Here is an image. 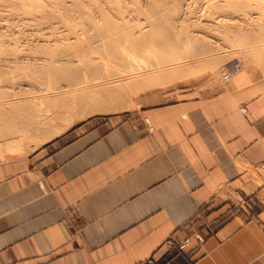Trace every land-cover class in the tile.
I'll return each instance as SVG.
<instances>
[{
    "label": "crops",
    "instance_id": "0c3cea01",
    "mask_svg": "<svg viewBox=\"0 0 264 264\" xmlns=\"http://www.w3.org/2000/svg\"><path fill=\"white\" fill-rule=\"evenodd\" d=\"M178 91L0 159V264L263 262L264 73Z\"/></svg>",
    "mask_w": 264,
    "mask_h": 264
},
{
    "label": "rangeland",
    "instance_id": "374dc122",
    "mask_svg": "<svg viewBox=\"0 0 264 264\" xmlns=\"http://www.w3.org/2000/svg\"><path fill=\"white\" fill-rule=\"evenodd\" d=\"M9 1L12 0L0 1V6H2L0 7V18L2 17L1 20L3 19L2 21L0 20V50H1L0 57L2 55L3 58L8 56L4 58V60L5 59L15 60L16 58H21V59H25L26 63L25 62H23V64L20 63L21 66L23 65L22 68H20L19 64H15V67H11V69H9L10 67L7 68V66H5L6 64L3 65L4 66L3 68L2 67L0 68L1 69L0 70V131H3V129L6 128V130H10L12 133H14L13 136L10 135L11 137L10 136L6 137V139L0 138V148L6 146L7 143L8 144L13 143L14 141H17L14 143L18 144L21 139H22V143L27 145L24 146L20 142V145L25 149V150L23 149L24 151L21 150V152H16L14 154H11L9 152L6 153L2 152L6 155L17 156V155H22L24 153L26 154L28 152L31 153L34 150L43 146L44 144L48 143L49 141L54 140L58 136H62L70 133H77L79 131H85V130L90 131V130L100 129L104 127L110 120H112L116 116L129 118L134 113L140 112V110L144 105L162 101L163 97H170L171 96L169 95L170 91H174L175 93L173 94V96L176 97V94L179 92L178 91L179 89H182L185 86H194L195 83L197 82L200 83L202 80H204L211 74L217 73L222 78V74L224 71V64L228 60L233 58L239 60L242 69H249L253 72L254 71L259 72L261 74L264 73V0H98V1L97 0H80V1L53 0L52 4H51V0H28L29 2L27 0H20V1L15 0L17 1L16 4L15 2L12 1L10 3L11 5L8 4ZM39 1L41 2L39 3ZM43 1H45L46 3ZM109 1L112 3V6H114L115 4L117 6L119 5L118 7H120L121 10L123 9L126 10V8H128L127 10L129 11L134 10V12L130 11L131 13L127 14V17L129 16L134 18L135 15L136 16L138 15L137 16L138 18L137 17L134 18L135 20L133 18L132 19L130 18L133 21L128 20L127 22L129 24L126 21L124 22L125 24L123 22L115 21L112 22L113 25L112 24L109 25L114 27V29L120 27L119 30L121 32L118 31L119 33L127 32L128 30H130L129 28L134 29L135 27L136 29L134 31L142 30L147 35L143 37L144 39L142 38L141 40L136 41V43L132 41H126V43L129 46L126 43H123V41L117 42L118 45L117 44L116 45L120 48H129L130 51H133L131 49L134 47L138 49L139 52L138 51L130 52L133 53L131 54L132 56H129L130 53H128L129 55H126L128 56V58L126 57V60L122 58L123 60L120 61V57L119 58L114 57V59H112L113 57L108 58L107 55L102 54L103 52L99 50L92 51L93 54L91 56L93 57L94 55V57L100 59L102 67L103 65H105L103 69H101L102 71H100L97 74L99 77L102 78V81L93 84L92 82H90V79L94 75L90 74V76L87 75L86 78L87 81H84V83L86 82L84 84L83 76L81 75L82 73H78L79 71L74 74L73 71L65 69L64 71H62L63 74L61 75L46 74V73H41L40 69L37 68L32 69L33 67L31 66V63H27V60H29L31 57H32L31 59H33V57L35 58L48 57L46 56V54L48 53V51L53 50L51 49L53 47H48V45H45L49 43L47 40H49V38L50 40H53L52 37H57V38L60 37V39L63 38L62 36L66 34L63 30L67 29L68 24L69 26L75 24L76 26L73 25L75 26V28L80 27V32H81L79 36H73V35L70 36L68 43L69 42H71L72 44L74 43L73 44L74 46L80 44L88 49H92L90 47L95 46L96 42L100 43L105 38V36L107 35L109 36L107 31L103 30L105 29V27H108L109 25L105 24L102 19L103 17L100 18V16L99 18L97 17L93 18V20L91 21L92 24L89 23L90 21L89 22L88 21L86 22V20L81 21L82 19H84L82 13L87 12L89 10L98 11L101 8L113 9ZM21 2L23 5L21 4ZM19 3L21 4L20 6L22 7H19L18 5ZM12 4L14 5V7H16V9L12 7L13 6ZM47 4L50 5L46 7ZM73 4L74 7H72ZM6 5L7 6L9 5L10 8L7 7ZM30 5L33 6L31 7ZM42 6L44 7V10L43 9L41 10V8H43ZM156 7H158L159 10ZM6 8H8L9 10L8 9L6 10ZM62 8L65 9L64 10L65 12L63 11ZM66 8L68 9L71 8V9L68 10ZM74 8L78 10L77 14H75L76 10ZM84 9L85 11L83 12ZM5 10L8 13H6ZM54 10L56 11V13H58V16H55ZM72 10L74 12V15L72 12L69 13V11ZM10 11L12 13L13 11H15L14 12L15 15H17L16 12L18 13L20 12L19 14H21L22 17L19 14L16 17L14 13H13L14 16L13 15L11 16L12 13ZM41 11L44 15L41 13ZM129 11L127 12L129 13ZM33 12H35L34 13L35 15L38 13L39 15H36V17L38 16V18H40L39 16H41L42 17L41 20L40 19L38 20L34 16ZM158 12L161 15V18L159 17L160 16L159 14H156ZM67 14H70L71 17ZM26 15L29 18H26ZM156 15L163 20H160ZM224 17L226 20L223 19ZM30 18L31 19L33 18L32 20L35 21L36 23L35 22L32 23L33 21H29L31 20ZM154 18H156V20ZM227 18L228 20L229 19L231 20L228 21ZM74 19L75 20L77 19L78 22L75 21ZM19 20L21 23L17 22ZM26 20L32 23L31 26L29 25L30 24L29 22H26ZM66 21L70 23L67 24L64 23ZM129 21H131L132 23ZM24 22L26 25H24ZM48 22H51L52 24H56V25H51ZM79 22L82 24H80ZM93 23L96 26H92ZM127 24L129 25V27L127 26ZM32 25L36 29L32 27ZM50 25L52 27L50 28L47 27ZM81 25L84 27H82ZM60 27L64 29H61ZM92 27H95L96 30L101 29L102 32L95 33ZM85 28H87L86 29L87 31L85 30ZM89 28L91 29L89 30ZM34 29L36 31L37 29H40L38 30L37 35L39 34V37L40 36L41 37L35 38L33 42L31 39H34L33 37H37L36 31L34 32ZM60 29L61 32L63 31V33L60 32ZM56 30H57V34L55 32ZM179 30H181L182 32L181 31L179 32ZM41 31L43 34L41 33ZM49 31L51 33V36L49 35L50 34ZM52 32L55 33L52 34ZM32 33L35 34L36 36L33 35ZM45 33L48 38H45ZM11 38L14 39L15 41L14 43ZM17 40H19L18 44H16ZM23 40L24 41L28 40V41L24 42ZM36 40L39 43L36 42ZM44 41L46 43H43ZM28 42L29 45L27 46ZM23 43L24 44L27 43V44L24 45ZM63 43H67V41H64ZM131 43L134 45L131 46L132 45ZM18 46L20 48L24 46L22 47L23 49H21L22 51ZM44 46L46 47V49L43 51L42 49H44ZM27 47L30 48L29 49L30 51L28 49H27L28 51L24 49ZM23 50L26 51V52L24 51L25 54L27 55L29 53L31 54H29L28 57L25 54H24L25 56L23 55L24 57H21L22 55L17 56L18 52H21L23 54ZM14 52L17 55L14 54ZM70 52L75 53L73 49H71ZM40 54H44V55H41L40 57ZM168 55H171V57L172 56L173 57L171 58ZM10 56L13 57L11 58ZM138 57L140 60L142 59L143 61H139ZM130 58L132 60L136 59L134 61L137 62L136 65H133L135 67H131V69H129L128 66L126 65L127 64L126 62L130 61L128 60ZM113 60L115 61V64H113L114 63ZM138 62L140 63L143 62V64L146 63L147 65L149 64L148 68L142 69L144 65L142 64L140 65ZM74 63H73L74 65H72L71 67H75V65H77L76 62ZM110 63H112V66L114 67L109 66ZM2 64L4 63H1V65ZM28 65H30L31 68ZM115 65H118V67ZM24 66H26L28 70ZM151 66L152 67L154 66V68H150ZM5 67L7 68V70ZM24 68L26 69V71L29 72H31L32 70V73H30L32 76L29 75L28 72H24L25 70ZM80 68H82V66ZM131 70L133 72L132 76L129 75L131 74ZM133 70L134 71L137 70V71L134 72ZM15 72L18 73L15 74ZM121 72L123 73L122 76H121L122 74ZM33 74H36L37 76ZM72 74L73 75L79 74L77 81H71L72 83L75 84L74 87L76 88L75 91L77 92H79V90L82 89L89 90L90 88L98 84L101 85V87H106L107 89L116 92L117 96L107 98V100L105 99L103 101L104 108H100V109L87 106V104L89 103L88 101H84V103L86 102L85 104L82 103L78 104L79 101H76V108L74 111L72 112L64 111L63 113L58 112L57 114L59 115L61 113V115L59 116L56 115L57 117H54L53 114H51L53 113L52 111L47 112L44 109L46 108L50 100L47 99L48 100L47 101L46 100L47 96L45 98L44 94L46 95L48 94L50 95L51 93L58 94L56 92L57 91L60 92L61 90L59 89L55 90L53 87H48L47 85L49 84H46L47 80L49 79L51 83L52 82H54L55 84L57 83L58 85H56V87H58L59 84L61 85L63 83L61 77L65 75L69 76ZM107 76L109 77V79L108 78L106 79ZM79 77L82 78L79 79ZM189 78L191 80H188ZM31 79L33 82L31 81ZM36 79H38L41 83L44 82V84L46 85H42L44 87L37 86L36 84H38L37 82L38 80ZM57 79L59 80V82ZM22 80H24L23 85L19 84L22 83ZM28 81L30 82L29 84ZM127 81H130L131 83L130 82L127 83ZM110 83L111 84L115 83V84L111 85ZM111 86L113 88H110ZM41 88H44V90H42ZM50 88L52 89V92H50L51 91ZM38 89L39 91H37ZM40 90L42 91V93ZM98 95L102 96L103 92L101 91L98 92ZM58 97L60 98L61 95H59ZM41 98L42 99L45 98L42 101L43 105L41 104V102L39 103V101L42 100ZM52 101L55 102V99L54 100L52 99ZM44 102L47 103L45 104ZM58 109L56 111H58ZM76 109L78 111H76ZM82 110H83V114H82ZM42 111L44 115L45 114L47 115V118L39 117L37 118V120L40 122L42 119L44 120L48 119L49 121L47 120L46 123L39 125V128L34 131L32 137H29L32 134V131L35 127L34 121L36 120V117H33V115L38 114L39 116H41ZM7 115L10 116V118L7 119L6 118ZM77 115H81L82 117L80 118ZM59 126H61L62 129L64 130L60 129L59 132L58 129ZM57 130H58V134L57 132H54L56 134L54 135L52 131H57ZM52 134L53 137H51L47 142L43 144L39 142L44 135L50 136ZM38 143L40 144L37 145ZM26 148H31L32 150L31 149L27 150ZM4 156L2 157L0 156V159H2ZM172 245L173 247L177 245L178 250L181 251L182 244L180 241L172 240Z\"/></svg>",
    "mask_w": 264,
    "mask_h": 264
},
{
    "label": "bare ground",
    "instance_id": "6f19581e",
    "mask_svg": "<svg viewBox=\"0 0 264 264\" xmlns=\"http://www.w3.org/2000/svg\"><path fill=\"white\" fill-rule=\"evenodd\" d=\"M0 1H2V0H0ZM6 1H8V0H6ZM13 2H15V4H16V2L17 1H15V0H12ZM12 1H9V3L8 4H10ZM18 1H20V0H18ZM28 1V0H27ZM80 1V0H79ZM98 1V0H97ZM24 2V1H23ZM29 2V1H28ZM41 1H39V3H40ZM43 2H45V1H43ZM52 2H53V0H51V4H52ZM78 2V1H77ZM82 2V1H81ZM110 2V1H109ZM6 3V2H5ZM4 3V4H5ZM46 3V2H45ZM49 3V2H48ZM79 3V2H78ZM14 4V3H13ZM12 4V5H13ZM14 4V5H15ZM21 4H22V2H21ZM20 3L18 4L19 5V7H22V6H20L21 5ZM25 4V3H24ZM38 4V3H37ZM43 4V3H42ZM41 4V5H42ZM59 4V3H58ZM110 4H111V6H112V3L110 2ZM2 5V4H1ZM11 5V4H10ZM14 5L12 6V7H14ZM23 5V4H22ZM44 5V4H43ZM50 5V4H49ZM48 4L46 5V7H48L49 6ZM53 5H54V3H53ZM7 6V5H6ZM31 7L33 6V5H30ZM45 6V5H44ZM64 6V5H63ZM119 6V5H118ZM116 4L114 5V6H112V8L113 9H111V8H101V9H99L98 11L96 10V11H94V10H89V11H87V12H84L85 11V9L83 10V12L84 13H82L83 14V16H84V19H82L81 21H83V20H86V22L88 21H90L89 23L90 24H92L91 23V21L93 20V18H95V17H97V18H99V16H100V18H102L103 19V22L105 23V24H112V22H115V21H119V22H127L128 20H131L133 17H127V14H130L131 12H134V10H127L128 8H126V10L125 9H123V10H121L120 9V7H118ZM153 6V5H152ZM0 7H2V6H0ZM7 7H9L10 8V6L8 5ZM12 7H11V9H12ZM43 7V6H42ZM58 7V6H57ZM72 7H74V4H73V6ZM79 7V6H78ZM83 7V6H82ZM82 7H80V8H82ZM85 7V6H84ZM146 7H147V4H146ZM3 8H5V7H3ZM98 8V7H97ZM157 9H158V7H156ZM8 8H6V10H7ZM14 9H16V7H14ZM34 9V8H33ZM44 10V7L43 8H41V10ZM47 9V8H46ZM63 9V8H62ZM62 9H61V11H62ZM66 9H68V8H66ZM69 9H71V8H69ZM68 9V10H69ZM75 9V8H74ZM88 9V8H87ZM137 9V8H136ZM4 10V9H3ZM5 10V11H6ZM9 10V9H8ZM65 9H63V11H64ZM76 11H75V14H77L78 12V10L77 9H75ZM139 10V9H138ZM159 10V9H158ZM4 11V12H5ZM36 11V10H35ZM55 11V10H54ZM58 11V10H57ZM59 11H60V9H59ZM82 11V10H81ZM93 11V12H92ZM127 11H129V13L127 12ZM156 11V10H155ZM11 12V11H10ZM15 11H13V13H14ZM38 12V11H37ZM65 12V11H64ZM70 12H72L73 13V15H74V12H73V10L72 11H69V13ZM137 12V11H136ZM153 12V11H152ZM6 13H8L7 11H6ZM12 13V12H11ZM13 13L11 14V16L13 15ZM17 13V15L20 13H18V12H16ZM31 13H32V11H31ZM35 12H33V14H34ZM40 13V12H39ZM41 13H42V11H41ZM44 13H47V12H44ZM62 13V12H61ZM68 13V12H67ZM154 13V12H153ZM162 13V12H161ZM43 14V13H42ZM42 14H40V15H42ZM49 14V13H48ZM47 14V15H48ZM57 14V15H56ZM126 14V15H125ZM156 14H159V12L158 13H156ZM163 14V13H162ZM166 14V13H165ZM168 14V13H167ZM177 14H178V12H177ZM10 15V14H9ZM14 15H15V13H14ZM13 15V16H14ZM17 15H15L16 17H17ZM20 16H21V14H19ZM28 15V14H27ZM27 15H26V18H29V17H27ZM36 15H39L38 13L36 14ZM36 15L34 14V16L36 17ZM44 15V14H43ZM61 15V14H60ZM67 15H69L70 16V14H67ZM97 15V16H96ZM160 15V14H159ZM2 16V15H1ZM4 16V15H3ZM7 16V15H6ZM25 16V15H24ZM55 16H58V13H56V11H55ZM77 16V15H76ZM79 16H81V15H79ZM131 16V15H130ZM132 16H133V14H132ZM138 16V15H137ZM136 15H135V17H137ZM157 16V15H156ZM155 16V17H156ZM164 16V15H163ZM178 16V15H177ZM5 17V16H4ZM3 17V18H4ZM10 17V16H9ZM19 17V16H18ZM22 17V16H21ZM32 17V16H31ZM40 18H38V16L36 17L38 20L40 19L41 20V16H39ZM60 17V16H59ZM63 17V16H62ZM65 17H66V15H65ZM64 17V18H65ZM71 17V16H70ZM72 17H75V16H72ZM127 17V18H126ZM134 17V18H135ZM158 17V16H157ZM160 18H161V15L159 16ZM158 17V18H159ZM2 18V17H1ZM1 18H0V20H1ZM20 18V17H19ZM77 18H79V17H77ZM131 18V19H130ZM133 18V19H134ZM138 18V17H137ZM159 18V19H160ZM168 18V17H167ZM31 19V18H30ZM33 19V18H32ZM29 20V21H33V20ZM61 19V18H60ZM73 19V18H72ZM155 20H156V18H154ZM223 19H225V17L223 18ZM3 20V19H2ZM1 20V21H2ZM17 20V19H16ZM22 20V19H21ZM56 20V19H55ZM66 20V19H65ZM75 20V19H74ZM101 20V19H100ZM135 20V19H134ZM138 20V19H137ZM160 20H163V19H160ZM226 20V19H225ZM227 20H228V18H227ZM229 20H231V19H229ZM228 20V21H229ZM24 21V20H23ZM22 21V22H23ZM28 20H26V22H29ZM37 21V20H36ZM63 21V20H62ZM75 21H77V19L75 20ZM79 21H80V19H79ZM131 21H133V20H131ZM131 21H129V22H131ZM17 22H20V20L19 21H17ZM35 21H33L32 23H34ZM55 22V21H54ZM58 22V21H57ZM74 22V21H73ZM78 22V21H77ZM95 22V21H94ZM118 22V23H119ZM21 23V22H20ZM30 23V22H29ZM32 23H30L29 25L31 26V24ZM36 23V22H35ZM48 23H50L51 25H56V24H52L51 22H48ZM64 23H70V22H64ZM80 23V22H79ZM128 23V22H127ZM132 23V22H131ZM130 23V24H131ZM65 24V25H66ZM72 24V23H71ZM80 24H82V23H80ZM125 24V23H124ZM129 24V23H128ZM127 24V26L129 27V25ZM24 25H26L25 24V22H24ZM29 25H28V27H29ZM33 25H35V24H33ZM32 25V27H34ZM38 25V24H37ZM47 26V27H52V26ZM58 25H59V23H58ZM73 25H75V24H73ZM69 26V24H68V27H67V29H65V30H63L65 33V35L64 36H62L60 33V35L63 37V38H61L60 39V37L59 38H57V37H52L53 38V40H50V38H49V40H47L49 43H47V44H45V45H48V47H53V48H51V49H53V50H51V51H48V53L46 54V56H48V57H45V56H43V57H45V58H35V57H33V59H31L30 58V56H33V55H30L29 56V60H27V63H31V66L33 67L32 69H34V68H37V69H40L41 70V73H46V74H56V75H58V74H63L62 73V71H64L65 69H68V70H71V71H73L74 72V74L76 73V72H78V73H82L81 75L83 76V83H84V81H87L86 80V78H87V75H89L90 76V74H93L94 76L90 79V82H92L93 84H95V83H99L100 81H102V78L101 77H99L97 74L100 72V71H102L101 69H103V67L105 66V65H103V67H102V65H101V60L100 59H98V58H96V57H94V55H93V57L91 56L93 53H92V51L93 50H95V51H102L103 53L102 54H104V55H107L108 56V58H111V57H113L112 59H114V57H116V58H119L120 57V61L121 60H126V57L128 58V56H126V55H129L128 53H130V52H133V51H138V49H136V47H134V48H132L131 50H133V51H130V49L129 48H120V47H118L117 45V42H120V41H123V43H126V41H132V42H135L136 43V41H138V40H141L143 37H145L147 34L144 32V31H142V30H136V31H134L136 28L134 27V29L133 28H129L130 30H128L127 32H122V33H119L118 31H120L119 30V28H117V29H114V27H112L111 25H109L108 27H105V29H103L104 31H107V33L109 34V36L107 35V36H105V38L100 42V43H95V46H89L90 48H92V49H88V48H85L83 45H80V44H78V45H76V46H74L71 42H69L68 43V40H69V37L70 36H79L80 34H81V32H80V27H76V28H79V29H76L75 28V26ZM113 25V24H112ZM120 25V24H119ZM134 25V24H133ZM136 25V24H135ZM78 26V25H77ZM82 26V25H81ZM92 26H96V25H94V23H93V25ZM106 26V25H105ZM27 27V26H26ZM59 27V26H58ZM62 27V26H61ZM60 27V28H61ZM82 27H84V26H82ZM90 27V26H89ZM124 27V26H123ZM132 27V26H131ZM35 28V27H34ZM43 28H44V25H43ZM48 28V29H49ZM93 28V31H95V33H101L102 31H101V29H95V27H92ZM138 28H141V27H138ZM29 29H31V28H29ZM36 29V28H35ZM34 29V32L36 31ZM52 29V28H51ZM50 29V30H51ZM59 29V28H58ZM61 29H64V28H61ZM61 29H60V32H61ZM87 28H85V30H86ZM91 28H89V30H90ZM122 29V28H121ZM128 29V28H127ZM38 30H40V29H37V31H36V35H37V32H38ZM43 30H46V29H43ZM42 30V31H43ZM77 30V31H76ZM78 30H79V32H78ZM124 30V29H123ZM122 30V31H123ZM42 31H41V33H42ZM54 31V30H53ZM63 31L61 32V33H63ZM87 31V30H86ZM85 31V32H86ZM181 30H179V32H180ZM33 32V31H32ZM56 32V34H57V30L55 31ZM54 32V33H55ZM59 32V31H58ZM78 32V33H77ZM121 32V31H120ZM182 32V31H181ZM5 33V32H4ZM40 33V34H41ZM49 33H50V31H49ZM53 32H52V34H54ZM33 34V33H32ZM43 34V33H42ZM58 34V35H59ZM84 34V33H83ZM19 35V34H18ZM17 35V36H18ZM33 35H35V34H33ZM35 35V36H36ZM50 36H51V33L49 34ZM11 36V35H10ZM25 36V35H24ZM42 36H44V35H42ZM49 36V37H50ZM56 36V35H55ZM26 37V36H25ZM41 37V36H40ZM39 37V34L37 35V37H33L34 39H31L32 41L33 40H35V38H40ZM107 37V38H106ZM12 38H15V37H12ZM11 38V39H12ZM45 38H48L47 36H46V33H45ZM55 38V39H54ZM25 39V38H24ZM26 39H28V38H26ZM144 39V38H143ZM163 39H165V38H163ZM13 40V43L15 42L14 41V39H12ZM11 40V41H12ZM61 40H64V41H67V43H63L64 41H61ZM18 41L19 40H17V42H16V44H18ZM24 41V40H23ZM28 41V40H27ZM27 41H24V42H27ZM30 41V40H29ZM34 42V41H33ZM36 42H38L37 40H36ZM158 42V41H157ZM12 43V42H11ZM39 43V42H38ZM43 43H46L45 41L43 42ZM148 43V42H147ZM22 44V43H21ZM20 44V45H21ZM24 44V43H23ZM25 44H27V43H25ZM24 44V45H25ZM31 44V43H30ZM117 44V45H116ZM127 44V43H126ZM132 44V43H131ZM13 45V44H12ZM19 45V46H20ZM29 45V42H28V44H27V46ZM120 45V44H119ZM128 45V44H127ZM134 44H132L131 46H133ZM135 45H137V44H135ZM14 46H15V44H14ZM13 46V47H14ZM18 46V47H19ZM60 46H62V47H60ZM129 46V45H128ZM22 47H24V46H22ZM20 48V50L21 49H23V48ZM31 47V46H30ZM59 47V48H58ZM122 47H125V46H122ZM138 47V46H137ZM157 47H158V45H157ZM166 47V46H165ZM18 48V49H19ZM160 48V47H159ZM24 49H30V48H24ZM46 49V47L44 46V49H42L43 51ZM71 49H73L74 51H75V53H73V52H70L71 51ZM174 49V48H173ZM27 50V51H28ZM1 51V50H0ZM22 51V50H21ZM24 51L25 50H23V54L21 53V52H18L17 54L14 52V54H16L17 56H19V55H22L21 57H24L25 55L28 57V55L29 54H31V53H29L28 55L27 54H25L24 53ZM30 51V50H29ZM26 52V51H25ZM139 52V51H138ZM12 54H13V52H12ZM25 54V55H24ZM131 54H133V53H130V55L129 56H132ZM15 55V56H16ZM24 55V56H23ZM41 55H44V54H40V57H41ZM136 55V54H135ZM36 56V55H35ZM106 56V57H107ZM134 56V55H133ZM168 56H170L171 57V55H168ZM6 57H8V56H6ZM6 57H4V58H6ZM11 58L13 57V56H10ZM105 57V56H104ZM167 57V56H166ZM173 57V56H172ZM171 57V58H172ZM3 60H2V59ZM4 58H3V55L0 57V59H1V62H0V68L2 67H4L3 65H5V66H7V68L8 67H10L9 69H11V67H15V64H19V66H20V68H22V66H21V64H23V62H25V59H21V58H16L15 60H7V59H5L4 60ZM123 58V59H122ZM151 58V57H150ZM171 58H168V59H171ZM138 59H139V57H138ZM146 59V58H145ZM148 59V58H147ZM111 60V59H110ZM116 60V59H115ZM128 60H130V61H127L126 63V65L128 66V68L129 69H131V67H135V66H133V65H136L137 64V62L136 61H134V60H136V59H128ZM132 60V61H131ZM151 60H153V59H151ZM109 61V60H108ZM114 61V60H113ZM119 61V60H118ZM117 61V62H118ZM139 61H143L142 59L140 60L139 59ZM163 61V60H162ZM167 61V60H166ZM236 62V64H234L233 62ZM74 62H76L77 63V65H75V67H71L72 65H74L75 63ZM116 62V63H117ZM145 62V61H144ZM152 62V61H151ZM159 62V61H158ZM1 63H4V64H2L1 65ZM21 63V64H20ZM26 63V62H25ZM74 63V64H73ZM140 65L142 64V65H144V67L142 68V69H144V68H148V65L145 63V64H143V62L142 63H140V62H138ZM150 63V62H149ZM155 63H156V61H155ZM155 63H154V65H155ZM161 63V62H160ZM104 64V63H103ZM106 64H107V62H106ZM113 64H115V61H114V63ZM138 64V65H139ZM12 65H14V66H12ZM146 65H147V67H146ZM162 65V64H161ZM160 65V66H161ZM29 67H30V65H28ZM82 66V68H80ZM108 66V65H107ZM109 66H111V67H114V66H112V63H110L109 64ZM115 66H117L118 67V65H115ZM158 66V65H157ZM24 67H26V66H24ZM116 67V68H117ZM125 67V66H124ZM138 67V66H137ZM6 68V67H5ZM7 68H6V70H7ZM19 68V69H20ZM31 68V67H30ZM126 68V67H125ZM150 68H154V66L152 67H150ZM18 69V68H17ZM25 69V68H24ZM26 69H27V67H26ZM26 69L24 70V72H28L29 73V75H31L30 73H32V70H31V72H29V71H26ZM113 69V68H112ZM133 69H135V68H133ZM138 69V68H137ZM1 70V69H0ZM4 70V69H3ZM22 70V69H21ZM28 70V69H27ZM30 70V69H29ZM123 70V69H122ZM139 70H141V69H139ZM232 70H237L236 71V73H234V74H232ZM240 70H241V64H240V62H239V60L238 59H236V58H233V59H230V60H228L225 64H224V71H223V74H222V79L223 80H227V79H230L231 77H233V76H235V75H237L239 72H240ZM5 71V70H4ZM11 71H13V70H11ZM14 71H16V70H14ZM111 71V70H110ZM129 71V70H128ZM128 71H126V72H128ZM134 71V70H133ZM137 70H135L134 72H136ZM18 72H19V70H18ZM18 72H15V74L16 73H18ZM36 72V71H35ZM40 72V71H39ZM117 72H120V71H117ZM124 72V71H123ZM122 73V72H121ZM133 72H132V70H131V74H129L130 76H132L133 74H132ZM39 74V73H38ZM46 74H45V76H46ZM33 75H36V74H33ZM40 75V74H39ZM42 75V74H41ZM78 75L79 74H77V75H69V76H67V75H65V76H63V77H61V80H63V83L60 85L59 84V86L58 87H56V85H58L57 83L55 84L54 82H52L51 83V81L48 79L47 80V83L46 84H49V85H47L48 87H53L55 90H57V89H59V90H61L60 92L59 91H57L56 93H58V94H55V93H51L50 95L48 94V95H46V94H44L45 95V98H46V96H47V98H46V100L47 99H50L49 100V103L47 104V106H46V108H44L47 112H53V113H51V114H53V116L54 117H57V116H59V115H61V113H63L64 111H74L75 110V108H76V101H79L78 102V104L79 103H82V104H85L84 103V101H88L89 103L87 104V106H89V107H93V108H98V109H100V108H104V105H103V101L106 99L107 100V98H111V97H113V96H117V94H116V92H114V91H112V90H110V89H107L106 87H101V85H98V84H96L95 86H93L92 88H90L89 90H79V92H77V91H75V84L74 83H72L71 81H77V79H78ZM113 75H114V73H113ZM123 75V73L121 74V76ZM21 76V75H20ZM32 76V75H31ZM37 76V75H36ZM44 76V77H45ZM105 76V75H104ZM109 76H111V75H109ZM117 76V75H116ZM113 77H115V76H113ZM112 77V78H113ZM118 77V76H117ZM16 78H19V77H16ZM28 78H29V76H28ZM82 78V77H81ZM80 77H79V79H81ZM109 79V77L107 76L106 77V79ZM27 79V78H26ZM55 79V78H54ZM105 79V78H104ZM103 79V80H104ZM28 80H30V79H28ZM36 80H38V79H36ZM52 80V79H51ZM58 80V79H57ZM112 80V79H111ZM125 80V79H124ZM20 81V80H19ZM31 81H32V79H31ZM122 81V80H121ZM27 82V81H26ZM25 82V83H26ZM33 82V81H32ZM31 82V83H32ZM38 82V84H36L37 86H42V85H46V84H44V82H40L39 80L37 81ZM58 82H59V80H58ZM128 82H130V81H127V83ZM23 83H24V80H22V83H19V84H22L23 85ZM30 82L28 81V84H29ZM61 83V82H60ZM86 83V82H85ZM84 83V84H85ZM126 83V84H127ZM131 83V82H130ZM111 84V83H110ZM113 84H115V83H112L111 85H113ZM117 84V83H116ZM124 84V83H123ZM32 85V84H31ZM35 85V86H36ZM107 85H108V83H107ZM130 85V84H129ZM36 86V87H37ZM102 86H104V85H102ZM42 87H44V86H42ZM47 87V88H48ZM95 88V89H94ZM110 88H113L112 86L110 87ZM42 90H44V88H41ZM51 89V88H50ZM62 89H64V90H62ZM114 90H115V88H114ZM37 91H39V89L37 90ZM41 91V90H40ZM103 92V95L102 96H99L98 95V92ZM43 92H46V91H43ZM50 92H52V89H51V91ZM55 92V91H54ZM41 93H42V91H41ZM70 93V94H69ZM59 95H61V97L59 98L58 96ZM96 95V96H95ZM38 97V96H37ZM97 97V98H96ZM45 98H41V99H39V100H41V101H39V103L41 102V104L43 105V103H42V101L45 99ZM52 99L54 100L55 99V102L54 101H52ZM48 101V100H47ZM45 104L47 103V102H44ZM106 104V103H105ZM41 105V106H42ZM36 108H38V107H36ZM59 108V109H58ZM78 108V107H77ZM58 109V111H56ZM119 109V108H118ZM39 110H40V108H39ZM80 110V109H79ZM90 110H91V108H90ZM76 111H78L77 109H76ZM58 112H61L59 115L57 114ZM80 114H81V112H80ZM82 114H83V110H82ZM85 114V113H84ZM57 115V116H56ZM8 116V115H7ZM6 116V118L8 119V118H10V116H8L7 117ZM78 117H82L81 115H77ZM33 117H36V120L34 121V129H33V131H32V134L29 136V137H32V135L34 134V131L36 130V129H38L39 128V125H41V124H44V123H46L47 122V120L48 119H46V120H44V119H42L40 122L37 120V118H47V115L45 114H43V111H42V114H41V116H39L38 114L37 115H33ZM77 118V117H76ZM79 119V118H78ZM49 121V120H48ZM8 123V122H7ZM5 124H6V122H5ZM10 125V124H9ZM6 127V126H5ZM61 126H59V132H60V129H62V127L60 128ZM62 130H64V129H62ZM61 130V131H62ZM54 132H57V134H58V130L57 131H52V133L54 134V135H56ZM13 134L14 133H12L10 130H6V128L5 129H3V131H0V138H4V139H6V137H9L10 135H12L13 136ZM53 134L52 135H50V136H43V138L39 141L40 143H45V142H47L51 137H53ZM42 136V135H41ZM11 137V136H10ZM38 138H39V136H38ZM27 140V139H26ZM25 140V141H26ZM37 140V139H36ZM39 140V139H38ZM14 142H17V141H14ZM11 143V144H6V146H4L3 148H0V156L2 157V156H4V155H6V154H4V153H2V152H9V153H11V154H14V153H16V152H21V150L22 151H24L25 149H24V147H22L21 145H20V142L22 143V139L20 140V142L18 143V144H16V143ZM36 142H38V141H36ZM40 143H38L37 145H39ZM23 144V143H22ZM3 145V144H2ZM24 146H26L25 144H23ZM30 146V145H29ZM33 146V145H32ZM31 146V147H32ZM33 148V147H32ZM24 149V150H23ZM27 150H30L31 148H26ZM32 150V149H31ZM167 245L169 246V247H172L173 245H172V240L171 241H168L167 242Z\"/></svg>",
    "mask_w": 264,
    "mask_h": 264
},
{
    "label": "built area",
    "instance_id": "2783aa9c",
    "mask_svg": "<svg viewBox=\"0 0 264 264\" xmlns=\"http://www.w3.org/2000/svg\"><path fill=\"white\" fill-rule=\"evenodd\" d=\"M234 64H236V62L234 61L233 62ZM237 70H232V74L236 73ZM188 241H184V242H181L182 246H185V244L187 243ZM258 264H264V261L261 262V263H258Z\"/></svg>",
    "mask_w": 264,
    "mask_h": 264
}]
</instances>
